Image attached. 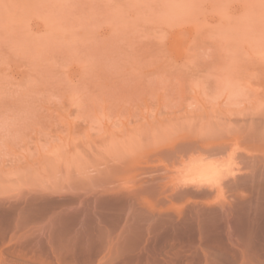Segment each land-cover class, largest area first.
I'll return each instance as SVG.
<instances>
[{"label": "rangeland", "instance_id": "rangeland-1", "mask_svg": "<svg viewBox=\"0 0 264 264\" xmlns=\"http://www.w3.org/2000/svg\"><path fill=\"white\" fill-rule=\"evenodd\" d=\"M0 264H264V0H0Z\"/></svg>", "mask_w": 264, "mask_h": 264}, {"label": "bare ground", "instance_id": "bare-ground-1", "mask_svg": "<svg viewBox=\"0 0 264 264\" xmlns=\"http://www.w3.org/2000/svg\"><path fill=\"white\" fill-rule=\"evenodd\" d=\"M200 148H194V150L188 152V154L192 153V152H195L196 154H198L197 152L198 151H201L200 153H203V152H208V153H216L217 155H220L224 150H226V145H221V144H211V145H208V146H199ZM220 153V154H219ZM224 153V152H223ZM187 154V155H188ZM186 154H184V156H182L181 159H183L185 156H187ZM194 155V153H193ZM204 173H208V169H203ZM222 172H220L219 170L218 171H214V175H213V178H219V176H221ZM195 187H200L199 185H195Z\"/></svg>", "mask_w": 264, "mask_h": 264}, {"label": "clouds", "instance_id": "clouds-1", "mask_svg": "<svg viewBox=\"0 0 264 264\" xmlns=\"http://www.w3.org/2000/svg\"><path fill=\"white\" fill-rule=\"evenodd\" d=\"M209 170H216L218 168L220 169H227L231 165V160L226 159L222 162H217V161H204L203 162Z\"/></svg>", "mask_w": 264, "mask_h": 264}]
</instances>
